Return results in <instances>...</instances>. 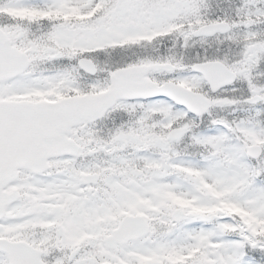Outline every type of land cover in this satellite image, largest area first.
I'll list each match as a JSON object with an SVG mask.
<instances>
[{"label": "snow or ice", "instance_id": "1", "mask_svg": "<svg viewBox=\"0 0 264 264\" xmlns=\"http://www.w3.org/2000/svg\"><path fill=\"white\" fill-rule=\"evenodd\" d=\"M0 264H264V0H0Z\"/></svg>", "mask_w": 264, "mask_h": 264}]
</instances>
